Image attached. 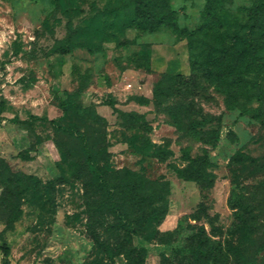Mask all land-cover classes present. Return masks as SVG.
Segmentation results:
<instances>
[{
    "label": "rangeland",
    "instance_id": "rangeland-1",
    "mask_svg": "<svg viewBox=\"0 0 264 264\" xmlns=\"http://www.w3.org/2000/svg\"><path fill=\"white\" fill-rule=\"evenodd\" d=\"M124 2L0 0V246L9 264H264V25L254 55L239 39L250 0H160L166 17L153 29L117 15ZM74 36L84 45L57 47ZM142 139L170 153L139 154ZM84 144L111 185L125 169L167 181L157 237L135 233L138 209L104 204ZM201 155L207 174L178 176ZM196 233L220 261L193 258Z\"/></svg>",
    "mask_w": 264,
    "mask_h": 264
},
{
    "label": "trees",
    "instance_id": "trees-1",
    "mask_svg": "<svg viewBox=\"0 0 264 264\" xmlns=\"http://www.w3.org/2000/svg\"><path fill=\"white\" fill-rule=\"evenodd\" d=\"M160 0H125L123 4L116 7L117 15L122 13L127 15L129 13L130 21L139 28L153 29L157 23H162L165 14L159 8L158 3ZM251 6L249 7L246 21V30L243 34L239 35L241 40V50L243 53L256 54V31L257 24L264 25V0H250ZM120 11V12H119ZM59 45V46H58ZM57 47L64 52H69L75 47H80L84 45L82 41H78L77 38L70 37L65 41L59 43ZM86 45V44H85ZM251 55V54H250ZM249 55V61L247 66L254 65L256 73H259L261 64H259L253 56ZM233 68L234 66H228ZM229 71V70H227ZM226 71V72H227ZM167 82V76H164L160 81H158L153 89L152 93L154 96L159 97L162 95V88ZM167 85V84H166ZM259 90L261 89L258 85ZM262 93V92H261ZM61 109H64L65 105L62 102ZM3 109V102L0 101V112ZM122 115H127L122 112ZM137 117V116H136ZM197 124L201 122H196L192 124V128L195 129ZM206 134L211 140H216L218 138V132L215 129H209ZM135 151L139 154L156 156L158 158L165 157L170 151L163 145H154L148 139H142L140 144H135ZM85 154L87 156V161L89 167L93 172L94 176V186L98 191H100V196L104 200L109 208L122 207L127 204L129 210L132 212L134 209H138L140 212V217L137 226L138 230H135L137 234L142 235L146 239L154 238L159 235L158 230L155 225H160L164 219L165 213L167 211V195L169 193V187L167 181L164 180H146L141 174L125 169L120 171L119 179L116 185H111L109 179L105 176V171L99 170L97 159L95 158L96 153L87 148L84 144ZM184 153L186 151L184 150ZM208 161L205 155L196 157L193 160H189L188 164L183 168H176L178 176L184 177L185 179L198 180L201 176L206 173V166ZM1 203V198H0ZM101 209V208H100ZM101 213V212H100ZM132 224L128 222H123L121 227L126 231L125 233V244L130 242V231ZM199 237L197 242L195 253L193 258L204 257L211 262L220 261L219 250L208 245V242L200 233H196ZM3 258L1 264H9L6 258L8 254V249L6 246H0ZM177 251V250H176ZM126 258L131 257V253L126 250ZM193 255V252H192ZM216 263V262H215ZM212 263V264H215Z\"/></svg>",
    "mask_w": 264,
    "mask_h": 264
}]
</instances>
